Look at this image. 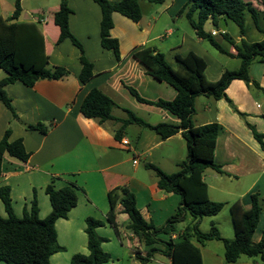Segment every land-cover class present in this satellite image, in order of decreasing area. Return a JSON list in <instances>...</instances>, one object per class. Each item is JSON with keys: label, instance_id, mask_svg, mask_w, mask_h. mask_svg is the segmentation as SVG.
<instances>
[{"label": "crops", "instance_id": "1", "mask_svg": "<svg viewBox=\"0 0 264 264\" xmlns=\"http://www.w3.org/2000/svg\"><path fill=\"white\" fill-rule=\"evenodd\" d=\"M60 1L52 5L51 16L40 14L43 12L41 8L31 9L32 14H40L33 20L24 19L25 0L21 1L22 13L18 24L36 30L45 43L50 66L64 67L69 74L59 80H39L33 87L22 82L6 87L18 117L13 119L12 112L0 102V140L10 128L9 141L21 139L30 156L25 162L7 155L2 158L0 188H10L13 209L19 217L30 211L36 193L38 215L43 219L52 210L46 193L49 184L57 189L69 183L78 187L77 205L69 211L66 219L56 221L57 241L64 250L53 254L50 264H71L73 255L89 254L85 232L88 217L104 222L97 228V234L106 239L102 249L110 255L109 261L104 264H140L135 254L145 256L147 250L126 229L128 215L118 206L116 221L119 235L106 221L110 208L108 194L114 188L128 187L135 193L143 217L156 225L163 224L176 212L180 197L161 191L155 173L142 162L151 158L150 164L158 163L161 167L170 162L176 166L181 159L172 151L176 144L185 146L186 141L181 131L162 140L148 128L136 124L122 128L117 120L126 119L125 110L129 109L152 125L179 122L169 112L138 101L129 91L128 88H133L142 98L151 101L173 100L177 94L173 87L150 76L135 54L148 47L154 48L165 56L172 67H176L178 55L194 52L205 60V74L212 82L219 80L229 69L215 59L208 46L215 48L199 38L186 17L179 14L187 0H164L163 3L142 0L143 16L138 23L114 13L111 36L119 41V60L101 45L102 14L99 5L93 0H68L72 9L70 31L81 42L86 57L93 64V76L87 83H82L79 78L82 68L79 49L69 39L56 44L59 28L53 22V14L59 9ZM245 1L252 3L261 13L259 23L264 28V0ZM14 4L13 0H0V16L8 19L14 11ZM226 22L220 19L217 27L208 29L205 24L204 29L208 33L218 32L215 38L230 52L231 55L227 56L236 58L234 47L222 36L228 33L221 26ZM253 26L256 29L254 23ZM257 31L260 37L255 41L247 38V30L244 36L240 35V31L237 37L228 35L235 43H239L242 37L248 42H259L264 34ZM240 65L239 60L234 70ZM249 75L258 86L242 80L232 81L226 90L229 101L204 95L197 97L193 123L195 126L217 123L222 127L214 159L224 173L207 169L203 178L208 185L209 198L225 205L216 216L204 217L200 229L208 231L214 223L222 237H235L231 206L239 202L248 208L251 195L257 194L261 199L262 212L252 240L258 243L264 231V146L255 138L249 125L264 136V62L252 63ZM5 77L7 73L0 68V81ZM93 88L100 89L116 102L117 106L112 110L115 119L99 123L81 113L82 102ZM37 124L47 127V133L27 128ZM127 134L134 136L136 141H132ZM122 138L128 139V146L122 145ZM262 141L264 143V137ZM162 148H167L164 154L156 152ZM136 158L137 163L134 164ZM0 215L7 216L1 198ZM203 225L207 228L203 229ZM198 247L203 264H225V249L221 241L212 240ZM0 264L6 263L0 261ZM150 264H171V258L157 254ZM233 264L264 263L259 257L243 255Z\"/></svg>", "mask_w": 264, "mask_h": 264}, {"label": "trees", "instance_id": "2", "mask_svg": "<svg viewBox=\"0 0 264 264\" xmlns=\"http://www.w3.org/2000/svg\"><path fill=\"white\" fill-rule=\"evenodd\" d=\"M22 0H15L14 11L8 19L0 16V68L7 73V77L0 81V102L3 103L17 119L12 99L6 87L15 82H22L28 87L42 79L59 80L69 74L61 66H50L49 56L45 43L38 32L30 27L19 25L18 20L22 13ZM101 9L100 35L101 45L104 49L112 51L117 60L120 59L119 41L111 36L114 27L113 14L119 13L135 23H138L143 14L142 0H93ZM151 3H163L164 0H145ZM72 9L68 0L60 1L59 9L53 14V22L59 28L56 44L69 39L80 51L82 65L79 75L82 83H87L93 76V64L85 55L81 42L72 34L69 28V15ZM184 15L195 31L196 35L207 41L217 51L231 55L212 33L205 31L204 26L209 20L218 26L220 19L235 23L240 35L246 33L245 18L249 15L255 27L264 34L260 26L261 13L252 3L245 0H187L179 12ZM223 38L234 47V55L241 61L237 70H226L219 80L209 81L205 74L206 62L194 52L185 56L176 57V67H172L165 56L154 48H145L135 54L147 68L150 76L164 82L176 91L173 100L151 101L142 98L133 88L129 91L138 101L161 108L174 117L178 123L160 122L152 125L137 117L132 111L126 109L127 118L117 119L122 128L136 124L154 131L162 140L182 132L187 146V159L178 163L179 170L174 173H165L157 166L148 163L146 167L155 173L158 188L165 193H173L180 197L178 208L174 214L161 225L147 221L137 206L136 195L128 187H117L108 194L110 208L107 214V223L119 235L117 215L118 206L128 215L126 229L147 250L145 256L135 254L140 264H150L151 259L157 255L171 258V264H203L202 255L198 245L205 246L209 241L217 240L224 244V263H236L241 256L259 257L264 263V231L258 243L252 237L257 228L262 212L261 199L257 194L251 195V204L248 208L239 202L231 206L235 237L226 239L222 237L218 227L213 223L208 231L200 229V222L204 217L216 216L221 212L224 203L209 198L208 185L203 174L207 169L224 173L215 163L214 153L216 141L222 132L217 123L195 126L193 115L195 101L199 96L211 97L215 100L226 96V90L234 80H242L247 84L253 83L249 75L252 63L264 62V38L259 42H248L243 37L235 43L228 33ZM116 102L98 88L89 91L81 105V113L99 123L115 119L112 110ZM31 130H39L45 134L48 128L43 124L27 126ZM255 138L264 146L263 135L249 125ZM11 129L9 128L0 140V172L2 158L7 155L19 161H27L30 154L25 150L21 139L9 141ZM78 187L74 183L57 189L49 184L46 193L51 203V213L41 219L38 215L36 193L31 209L22 217L15 214L9 187L0 188V198L4 204L7 216L0 215V261L6 264H50V258L56 252L64 250L58 244L56 221L66 219L68 213L78 202ZM190 220L187 222V219ZM187 222V223H186ZM186 223L183 227L181 224ZM104 222L94 217L86 219L85 232L88 238L89 254L77 253L72 256L71 264H104L109 261L110 255L102 249L105 238L97 234V228ZM175 236V238H174Z\"/></svg>", "mask_w": 264, "mask_h": 264}, {"label": "rangeland", "instance_id": "3", "mask_svg": "<svg viewBox=\"0 0 264 264\" xmlns=\"http://www.w3.org/2000/svg\"><path fill=\"white\" fill-rule=\"evenodd\" d=\"M13 1H15V0H13ZM56 1L57 0H25V2H24V9H25L24 19L25 20H33V19L37 18L40 14H45V15L51 16L52 9H53L52 5H55ZM38 8H41V10H43V12L42 13L40 12V14H37V15L32 14L31 9H38ZM221 26L228 32V34L230 36L237 37L239 35V28L235 23H233L231 21H227L226 24L222 23ZM206 27L208 29H211V28H214V25L210 21L206 24ZM245 27L247 30V38L249 40L255 41L256 39H258L260 37V34L254 28L253 23H252V19L250 18L249 15H246ZM208 48L210 50V53H214L215 59L218 60L220 63L227 65V68L229 70H234L236 67H238L239 60L237 58H232V57L227 56V55H222L220 52L216 51L215 49H211L209 46H208ZM197 107L200 109V103H198ZM128 136H129V138L132 139V141H134V142L136 141V138L134 136H130V135H128ZM165 151H167V148H162V150H158L156 152L164 154L163 152H165ZM172 153L177 158L181 159L179 162L184 161L187 159V146L186 145L183 146L182 144H180L178 146L176 144ZM151 161L152 160L150 158V160L148 159L146 162H142V165L146 167V165ZM153 165L157 166L162 171H164L165 173H168V174L172 173V172H176L179 170V167L177 166L178 164L176 166H174V164H172L170 162H167L166 164H164L161 167H160V164H158V163H155ZM234 185H236V183H234ZM221 216H222V214L220 215V217ZM188 220H190V219H188ZM224 222H225V220L223 221V223ZM206 228L207 227L205 225H203V229H206ZM233 238L226 237V239H233Z\"/></svg>", "mask_w": 264, "mask_h": 264}, {"label": "built area", "instance_id": "4", "mask_svg": "<svg viewBox=\"0 0 264 264\" xmlns=\"http://www.w3.org/2000/svg\"><path fill=\"white\" fill-rule=\"evenodd\" d=\"M217 34H218V32H216V31H213V32H212V35H213V36H215V35H217ZM121 143H122L123 146H128V145H129V141H128L127 138H122V139H121ZM137 159H138V158H136V160H134V164L137 163Z\"/></svg>", "mask_w": 264, "mask_h": 264}, {"label": "bare ground", "instance_id": "5", "mask_svg": "<svg viewBox=\"0 0 264 264\" xmlns=\"http://www.w3.org/2000/svg\"><path fill=\"white\" fill-rule=\"evenodd\" d=\"M62 1V0H61Z\"/></svg>", "mask_w": 264, "mask_h": 264}]
</instances>
